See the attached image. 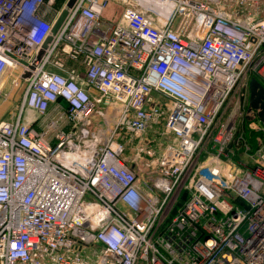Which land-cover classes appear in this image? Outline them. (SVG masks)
I'll return each instance as SVG.
<instances>
[{"label": "built area", "instance_id": "1", "mask_svg": "<svg viewBox=\"0 0 264 264\" xmlns=\"http://www.w3.org/2000/svg\"><path fill=\"white\" fill-rule=\"evenodd\" d=\"M54 1L0 0V80L27 82L0 119V264H264V142L228 161L225 117L246 75L264 85V17L160 0L168 11L133 3L113 23L111 0L52 15ZM96 104L120 107L106 140L89 129ZM152 126L164 138L138 147L143 184L113 136Z\"/></svg>", "mask_w": 264, "mask_h": 264}, {"label": "rangeland", "instance_id": "2", "mask_svg": "<svg viewBox=\"0 0 264 264\" xmlns=\"http://www.w3.org/2000/svg\"><path fill=\"white\" fill-rule=\"evenodd\" d=\"M66 0H55L51 9H48L49 14L56 12L65 4ZM221 9L231 15H247L264 17V0H217ZM141 4L138 0H111L103 12V18L110 22H116L120 16V12L126 5ZM152 9V8H150ZM153 10V9H152ZM154 11V10H153ZM64 58V59H63ZM62 59L66 65L83 72V67L77 61ZM4 79L0 82V119L12 120L16 115L18 108L23 99L27 82L23 79H17L19 69L10 68L7 71ZM3 76V77H4ZM17 79L18 84L15 85L13 80ZM251 77L246 75L236 87L233 96H231L225 117L230 112L231 122L235 126L233 130V138L226 150H228V161L236 162L240 159H247L254 154L261 142H264V125L260 123L252 112H247L249 100L248 84ZM162 104H168V99L160 94H155ZM238 98V104L235 106V98ZM235 106V107H234ZM120 107L112 105L96 104L93 110L89 113L90 131L94 132L100 140L106 138L113 132L115 120L118 116ZM51 111L45 113L46 118L52 115ZM249 113V114H247ZM29 118H35L36 115L27 113ZM248 115V118L245 116ZM163 127L152 126L145 130L140 136L136 137L126 131L113 136L114 141H119L124 145V150L121 157L126 161L127 166L135 163V171L139 182L148 183L146 172L150 168V162L145 156L139 153L140 145H148L158 151L163 143Z\"/></svg>", "mask_w": 264, "mask_h": 264}, {"label": "water", "instance_id": "3", "mask_svg": "<svg viewBox=\"0 0 264 264\" xmlns=\"http://www.w3.org/2000/svg\"><path fill=\"white\" fill-rule=\"evenodd\" d=\"M74 0H69L68 6L73 3ZM66 10H62L52 27V34H55L60 27L63 19L66 16ZM51 40L49 36L43 47H46L47 43ZM249 88V100L247 111L255 110L259 121L264 124V85H262L257 79L251 78L248 84Z\"/></svg>", "mask_w": 264, "mask_h": 264}, {"label": "bare ground", "instance_id": "4", "mask_svg": "<svg viewBox=\"0 0 264 264\" xmlns=\"http://www.w3.org/2000/svg\"><path fill=\"white\" fill-rule=\"evenodd\" d=\"M138 1H140L141 4H142L143 6L148 7V8L151 7V8L154 9L155 11H159V10H161V11H163V12H166V10L168 11V9L165 8L164 5H160V4H159V1H160V0H138ZM160 6H162V8H161ZM7 69H8V68H7ZM6 71H7V70H6ZM5 73L7 74V72H5ZM6 74H5V76H6ZM5 76L2 77L1 80L4 79ZM1 80H0V82H1Z\"/></svg>", "mask_w": 264, "mask_h": 264}, {"label": "crops", "instance_id": "5", "mask_svg": "<svg viewBox=\"0 0 264 264\" xmlns=\"http://www.w3.org/2000/svg\"><path fill=\"white\" fill-rule=\"evenodd\" d=\"M120 13H121V12H120ZM45 16H46V17H49V18L51 17V16H50L49 14H47V13L45 14ZM119 17H120V16H119ZM118 19H119V18H118ZM105 21H109V20L105 19ZM79 73H80L81 75L83 74V72H79ZM50 113H51V112H50ZM26 116H28V114H27ZM28 118H29V117H28Z\"/></svg>", "mask_w": 264, "mask_h": 264}]
</instances>
